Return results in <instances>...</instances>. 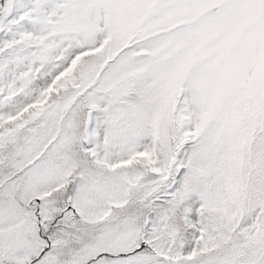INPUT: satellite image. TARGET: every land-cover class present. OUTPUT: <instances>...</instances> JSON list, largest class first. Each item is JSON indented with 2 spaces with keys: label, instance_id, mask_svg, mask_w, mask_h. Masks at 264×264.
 Wrapping results in <instances>:
<instances>
[{
  "label": "snow or ice",
  "instance_id": "1",
  "mask_svg": "<svg viewBox=\"0 0 264 264\" xmlns=\"http://www.w3.org/2000/svg\"><path fill=\"white\" fill-rule=\"evenodd\" d=\"M0 264H264V0H0Z\"/></svg>",
  "mask_w": 264,
  "mask_h": 264
}]
</instances>
